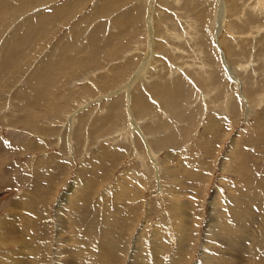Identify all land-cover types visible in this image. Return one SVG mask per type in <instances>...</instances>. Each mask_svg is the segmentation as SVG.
<instances>
[{
	"label": "rangeland",
	"instance_id": "rangeland-1",
	"mask_svg": "<svg viewBox=\"0 0 264 264\" xmlns=\"http://www.w3.org/2000/svg\"><path fill=\"white\" fill-rule=\"evenodd\" d=\"M263 216L264 0H0V264H264Z\"/></svg>",
	"mask_w": 264,
	"mask_h": 264
},
{
	"label": "bare ground",
	"instance_id": "bare-ground-1",
	"mask_svg": "<svg viewBox=\"0 0 264 264\" xmlns=\"http://www.w3.org/2000/svg\"><path fill=\"white\" fill-rule=\"evenodd\" d=\"M75 185H76V184H75ZM76 189H77V188H76ZM69 195H70V194H69ZM70 196L72 197L73 194H71ZM68 198H69V197H68ZM70 199H71V198H70ZM70 199H68V200H70ZM71 200H72V199H71ZM186 201H187V200H186ZM186 201H185V203H186ZM69 202H70V201H69ZM69 202H68V203H69ZM182 202H183V201H182ZM216 202H217V201H216ZM213 203H214V202H213ZM217 206H218V205H217ZM61 207H62V206L59 205V210H58V209H57V210H58V211H61ZM182 207H183V206H182ZM184 208H186V207H184ZM251 208H252V207H251ZM62 209H63V208H62ZM181 209H183V208H181ZM257 210H260V209H257ZM189 211H190V210L188 209L187 212H189ZM249 211H250V210H249ZM64 212H66V209H64ZM257 212H258V211H257ZM259 212H260V214L263 215V213H262L261 211H259ZM69 213H70V212H69ZM236 213H237V212H236ZM249 213H251V212H249ZM249 213H248V214H249ZM58 214H59V212H58ZM240 214H241V213H240ZM240 214H239V215H240ZM255 214H256V212H255ZM61 215H62V213H61ZM69 215H70V214H69ZM216 215H217V213H216ZM219 215H220V214H219ZM239 215H238V216H239ZM249 215H250V214H249ZM252 215H254V214H252ZM189 216H190V215H189ZM222 216H223V214H222ZM234 216H235V215H234ZM60 217H61V216H60ZM263 217H264V216H263ZM14 218H15V217H14ZM63 218H66V217H63ZM17 219H18V218H17ZM186 219H187V218H186ZM180 220H181V219H180ZM189 220H191V217H189ZM216 220H218V221H217L218 223H217V222H216V223H217V224H220V223H219V219H216ZM13 221H14V220H13ZM220 221H221V219H220ZM126 222H127V221H126ZM212 222H214V219L212 220ZM60 224H61V223H60ZM213 224H214V223H213ZM222 225H223V224H222ZM18 226H19V225H18ZM123 226H124V225H123ZM187 226H189V223L187 224ZM219 226H220V225H219ZM219 226H218V227H219ZM222 227H223V226H222ZM222 227H219V228H222ZM125 228H126V227H125ZM187 228H188V227H187ZM187 228H186V229H187ZM209 228H211V227H209ZM22 229H23V228H22ZM61 229H63V228L61 227ZM223 229H224V227H223ZM63 230H64V229H63ZM213 230H215V229H213ZM217 230H218V228H217ZM219 230H220V229H219ZM227 230H228V229H227ZM61 231H62V230H61ZM155 231H156V230H155ZM184 231H185V230H184ZM184 231H183V232H184ZM211 231H212V230H211ZM7 232H8V231H7ZM15 232H18V231H15ZM65 232H66V231H65ZM123 232H126V230H123ZM183 232H182V233H183ZM232 232H233V231H232ZM208 233H209V232H208ZM208 233H207V234H208ZM212 233H213V232H212ZM220 233H222L221 230H220ZM19 234H20V233H19ZM123 234H124V233H123ZM125 234H126V233H125ZM210 234H211V233H210ZM223 234H224V233H223ZM232 234H233V233H232ZM241 234H242V237H241V238H243V237L246 238V237L244 236L245 232H243V233H241ZM161 235H162V233H161ZM161 235H160V236H161ZM215 235H219V233L216 234V231H215ZM224 235H225V234H224ZM224 235H223V236H224ZM234 235H236V234H234ZM246 235H247V234H246ZM20 236H21V235H20ZM66 236H67V235H66ZM142 236H143V235H142ZM160 236H159V237H160ZM186 236H187V235L185 234L184 237H186ZM190 236H191V235H189L188 237H190ZM210 236H211V235H210ZM210 236H209V237H210ZM240 236H241V235H240ZM13 237H14V236H13ZM58 237H59V236H58ZM61 237H62V236H61ZM154 237H155V235H154ZM156 237H157V235H156ZM213 237H214V235H213ZM226 237H228V236L226 235ZM226 237H224V238H226ZM232 237H233V236H232ZM247 237H248V236H247ZM15 238H18V237L16 236V237H14V239H15ZM22 238H23V237H22ZM108 238H109V237H108ZM108 238H107V239H108ZM214 238H215V237H214ZM218 238L220 239L219 236L216 237V239H218ZM230 238H231V237H230ZM234 238H237V236H235ZM241 238H240V239H241ZM244 238H243V240H245ZM250 238H251V237H250ZM250 238H249V239H250ZM23 239H24V238H23ZM23 239H20V238H19L18 240H21V241H22ZM107 239H106V240H107ZM111 239H112V238H111ZM114 239H115V238H114ZM139 239L141 240V237H140ZM158 239H159V238H158ZM158 239H157V240H158ZM161 239H162V238H161ZM161 239H160V241H161ZM221 239H222V238H221ZM221 239H220V240H221ZM226 239H227V238H226ZM226 239H225V241H226ZM232 239H233V238H232ZM237 239H238V238H237ZM249 239H248V240H249ZM61 240H62V239H61ZM128 240H129V239H128ZM162 240H163V239H162ZM181 240H182V239H181ZM210 240H211V239H210ZM222 240H223V239H222ZM241 240H242V239H241ZM14 241H15V240H14ZM108 241H109V240H108ZM114 241H116V240H114ZM132 241H133V240H132ZM186 241H187V240H186ZM188 241H189V240H188ZM190 241H191V240H190ZM230 241H231V240L228 239V242H230ZM0 242H1V241H0ZM4 242H5V241H4ZM23 242H24V240H23ZM58 242H60L59 244H62L61 241H58ZM92 242H93V241H92ZM103 242H104V241H102L101 243H103ZM109 242H110V241H109ZM112 242H113V241H112ZM140 242H141V241H140ZM156 242H157V241H156ZM158 242H159V241H158ZM192 242H193V241H192ZM233 242H234V240H233ZM236 242H237V241H236ZM241 242H242V241H241ZM245 242H246V241H245ZM13 243H14V242H13ZM64 243H65V242H64ZM66 243H67V242H66ZM130 243H131V242H130ZM159 243H160V242H159ZM159 243H158V244H159ZM161 243H163V241H161ZM179 243H180V242H179ZM10 244H11V243H10ZM24 244H25V243H24ZM59 244H58V245H59ZM68 244H69V243H68ZM68 244H67V245H68ZM71 244H72V243H71ZM78 244H79V243H78ZM112 244H113V243H112ZM115 244H116V243H115ZM163 244H165V243H163ZM180 244H181V243H180ZM228 244H230V243H228ZM228 244H227V245H228ZM236 244L238 245L239 243L237 242ZM245 244L247 245V243H245ZM245 244H244V245H245ZM63 245H64V244H62V246H63ZM75 245H76V244H75ZM69 246H70V245H69ZM79 246H80V245H79ZM98 246H99V244H98ZM178 246H179V245H178ZM178 246H177V247H178ZM231 246L233 247V245H231ZM235 246H236V245H235ZM235 246H234V247H235ZM16 247L19 248V246H16ZM56 247H59V246H56ZM65 247H66V246H65ZM77 247H78V246H77ZM83 247H84V246H83ZM99 247H100V246H99ZM106 247H107V245H106ZM160 247H161V246H160ZM165 247H166V246H165ZM181 247H182V246H181ZM181 247H180V248H181ZM185 247H186V245H185ZM222 247H223V246H222ZM236 247H239V246H236ZM24 248H25V247H24ZM69 248H70V247H69ZM72 248H73V247H72ZM81 248H82V247H81ZM101 248H102V245H101ZM108 248H109V246H108ZM162 248H163V246H162ZM180 248H179V249H180ZM228 248H230V247H228ZM56 249H57V248H56ZM104 249H105V247L103 246V251H104ZM106 249H107V248H106ZM135 249H136V248H135ZM140 249H141V248H139L138 250H140ZM238 249H239V248H238ZM15 250H17V248H16ZM19 250H20V249H19ZM26 250H27V249H26ZM72 250L74 251V249H72ZM76 250H77V249H76ZM82 250H83V249H82ZM107 250H109V249H107ZM107 250H106V251H107ZM111 250H112V249H111ZM111 250H110V252H111ZM188 250H189V249H188ZM231 250H233V249H231ZM235 250H236V248H235ZM244 250H246V249H244ZM55 251H56V250H55ZM77 251H78V250H77ZM112 251H114V250H112ZM140 251H141V250H140ZM157 251H158V250H157ZM160 251H161V249H160ZM160 251H159V252H160ZM211 251H212V250H211ZM14 252H15L14 255L18 253V252H16V251H14ZM22 252H23V250H22ZM75 252H76V251H75ZM75 252H74V255H75ZM80 252H81V250L78 251L77 253L80 254ZM83 252H84V251H83ZM83 252H82V253H83ZM85 252H88V251H85ZM110 252H106V253H107V254L109 253L108 255L111 256L112 253H110ZM125 252H126V251H125ZM205 252H206V250H205ZM207 252H208V251H207ZM25 253H26V252H25ZM56 253H57V252H56ZM91 253H92V252H91ZM100 253H101V252H100ZM100 253H99V254H100ZM103 253H105V252H103ZM106 253H105V254H106ZM113 253H114V252H113ZM115 253H116V252H115ZM133 253H134V252H133ZM157 253H158V252H157ZM208 253H209V252H208ZM20 254H24V253H20ZM20 254H19V255H20ZM62 254H63V252H62ZM71 254H72V253H71ZM79 254H78V255H79ZM92 254H93V253H92ZM95 254H96V252H95ZM118 254H119V253H118ZM118 254H117V255H118ZM203 254H204V253H203ZM12 255H13V254H12ZM58 255H59V254H58ZM67 255H68V254H67ZM74 255H72V256H74ZM76 255H77V254H76ZM102 255H104V254H102ZM108 255H107V256H108ZM141 255H142V254H141ZM242 255H243V254H242ZM242 255H241V256H242ZM255 255H256V254H255ZM17 256H18V255H17ZM17 256L15 255L16 258H17ZM24 256H27V255H24ZM59 256H60V255H59ZM59 256H58V257H59ZM63 256H64V255H63ZM65 256H66V255H65ZM82 256H83V254L81 255V257H82ZM97 256H98V253H97ZM142 256H143V255H142ZM204 256H205V255H204ZM15 257L13 256L14 259H15ZM19 257H21V256H19ZM30 257H31V256H30ZM30 257H26V258L28 259V258H30ZM56 257H57V256H56ZM58 257H57V258H58ZM86 257H87V256H86ZM99 257H101V254H100ZM140 257H141V256H140ZM205 257H206V256H205ZM9 258H10V257H9ZM22 258H23V256H22ZM24 258H25V257H24ZM59 258H60V257H59ZM77 258H78L77 256H76V258H75V256H74V259H75V260H76ZM173 258H174V257H173ZM206 258H207V257H206ZM252 258H253V257H252ZM252 258H251V259H252ZM10 259H12V258H10ZM18 259H19V258H18ZM18 259H17V260H18ZM27 259H26V260H27ZM32 259H33V258L31 257V260H32ZM61 259L63 260V257H62ZM61 259H60V260H61ZM70 259H71V258H70ZM78 259H80V258H78ZM89 259H90V258H89ZM103 259H106V258H103ZM103 259L101 258V260H103ZM121 259H122V258H121ZM208 259H209V258H208ZM253 259H254V258H253ZM28 260H30V259H28ZM31 260H30L29 262H32ZM57 260H59V259H57ZM62 260H61V261H62ZM82 260H83V257H82ZM82 260H81V261H82ZM86 260H87V259H86ZM97 260H98V259H97ZM97 260H95V261L97 262ZM130 260H131V259H130ZM224 260H225V259H224ZM19 261H20V260H19ZM79 261H80V260H78V262H79ZM95 261H94V262H95ZM99 261H100V260H99ZM99 261H98V262H99ZM108 261H109V260H108ZM138 261H139V263L141 264L142 260H141V261L138 260ZM169 261H170V260H169ZM172 261H173V260H172ZM172 261H171V263H172ZM177 261H178V259H177ZM177 261H176V259H175L173 263L175 264V263H177ZM226 261H227V260H226ZM228 261H229V260H228ZM228 261H227V262H228ZM22 262H23V261H22ZM29 262H26V263L29 264ZM33 262H34V261H33ZM59 262H60V261H59ZM76 262H77V261H76ZM82 262H83V261H82ZM94 262L92 261V263H94ZM103 262H104V261H103ZM135 262H136V261H135ZM144 262H145V261H144ZM155 262H156V259H155ZM221 262H223V261H221ZM227 262H225V263H227ZM2 263H3V262H2ZM8 263H9V262H8ZM85 263H86V262H85ZM145 263H146V262H145ZM173 263H172V264H173ZM217 263H218V262H217ZM5 264H6V263H5ZM12 264H13V263H12ZM15 264H19V263H15ZM30 264H34V263H30ZM77 264H78V263H77ZM81 264H82V263H81ZM90 264H91V263H90ZM146 264H147V263H146ZM148 264H149V263H148ZM150 264H152V263L150 262ZM156 264H159V263H156ZM163 264H164V263H163ZM166 264H167V263H166ZM169 264H170V263H169ZM198 264H199V263H198ZM229 264H231V263H229Z\"/></svg>",
	"mask_w": 264,
	"mask_h": 264
}]
</instances>
